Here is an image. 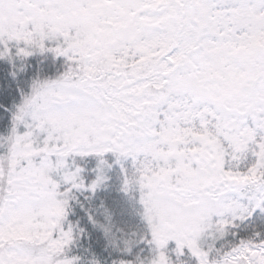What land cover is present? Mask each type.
<instances>
[{"label":"snow or ice","instance_id":"6c2138e0","mask_svg":"<svg viewBox=\"0 0 264 264\" xmlns=\"http://www.w3.org/2000/svg\"><path fill=\"white\" fill-rule=\"evenodd\" d=\"M0 264H264V0H0Z\"/></svg>","mask_w":264,"mask_h":264}]
</instances>
